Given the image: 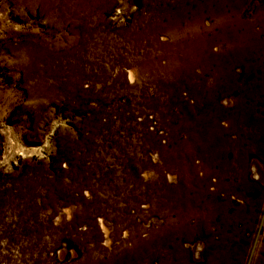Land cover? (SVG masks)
I'll return each mask as SVG.
<instances>
[{"label": "rangeland", "instance_id": "obj_1", "mask_svg": "<svg viewBox=\"0 0 264 264\" xmlns=\"http://www.w3.org/2000/svg\"><path fill=\"white\" fill-rule=\"evenodd\" d=\"M0 264H264V0H0Z\"/></svg>", "mask_w": 264, "mask_h": 264}, {"label": "bare ground", "instance_id": "obj_2", "mask_svg": "<svg viewBox=\"0 0 264 264\" xmlns=\"http://www.w3.org/2000/svg\"><path fill=\"white\" fill-rule=\"evenodd\" d=\"M23 1V0H22ZM25 1V0H24ZM45 7H47V6H45ZM103 226V225H102ZM105 232V231H104Z\"/></svg>", "mask_w": 264, "mask_h": 264}]
</instances>
